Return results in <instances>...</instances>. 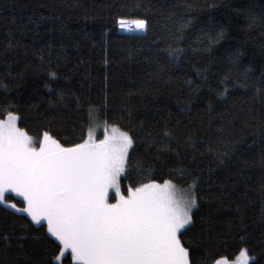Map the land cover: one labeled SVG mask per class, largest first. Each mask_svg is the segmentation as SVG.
<instances>
[{"label":"trees","instance_id":"1","mask_svg":"<svg viewBox=\"0 0 264 264\" xmlns=\"http://www.w3.org/2000/svg\"><path fill=\"white\" fill-rule=\"evenodd\" d=\"M4 109L65 146L93 125L127 131L125 194L198 178L180 236L190 264L243 248L264 264V0H0ZM58 247L46 223L0 203V264H75Z\"/></svg>","mask_w":264,"mask_h":264},{"label":"snow or ice","instance_id":"2","mask_svg":"<svg viewBox=\"0 0 264 264\" xmlns=\"http://www.w3.org/2000/svg\"><path fill=\"white\" fill-rule=\"evenodd\" d=\"M134 23L146 26L144 20ZM4 111L0 203L27 213L37 225L46 223L59 242L57 261L70 252L78 264H190L180 236L193 222L198 178L188 188H178L172 179L151 180L128 187L125 195L120 178L134 144L128 132L97 142L89 128L87 138L82 134L81 142L65 146L47 131L35 140L18 127L17 111ZM95 111L90 105L89 114ZM10 192L23 197L25 206L7 200Z\"/></svg>","mask_w":264,"mask_h":264},{"label":"rangeland","instance_id":"3","mask_svg":"<svg viewBox=\"0 0 264 264\" xmlns=\"http://www.w3.org/2000/svg\"><path fill=\"white\" fill-rule=\"evenodd\" d=\"M124 20H121L120 21V29L121 30H123V29H125L124 27V23H122L121 24V22H123ZM134 21H137V20H134ZM134 21H132V22H134ZM135 24V23H134ZM145 30H146V26H145V28L144 29H140V28H138L137 26H136V24H135V27H133V28H131L130 30H128V31H137V32H145ZM7 117H4V118H1L0 117V119H6ZM18 127H19V125H18ZM91 129H92V136H93V139L95 140V141H97V142H99L100 140H104L105 139V137L107 136V137H116V138H119V136L121 135V133L122 132H127V131H125V130H123V129H121L120 127H118V126H116V125H103V127L102 126H100V125H98V126H95V125H93V126H91L90 127ZM100 129H103L104 130V133L102 134V137H99V130ZM28 134V133H27ZM29 135V134H28ZM29 136H31V135H29ZM130 150V149H129ZM123 174V173H122ZM122 174H121V176H122ZM121 179V178H120ZM164 182V181H163ZM163 182H157V183H159V184H163ZM178 188H181L180 186H178L176 183H174ZM173 192L175 191V190H172ZM9 194V193H8ZM10 194H13L15 197H17V198H21V199H23V197H21V196H19V195H17L16 193H14V192H10ZM128 194V193H127ZM127 194H125V195H127ZM6 196H7V194H6ZM110 197H111V192H110ZM6 199H7V197H5ZM7 200H9L11 203H14V204H16L17 205V207H24L25 206V204H24V201H23V203H18L15 199H7ZM110 202H115L113 199H110ZM7 206V205H6ZM9 207V206H8ZM11 208V207H10ZM13 209V208H12ZM14 210H16V209H14ZM27 214V213H26ZM223 258V259H222ZM222 258H219L217 261H220V264H250V255H249V253H248V255L247 256H243V255H241V252L234 258V259H229V258H226V257H222ZM73 261H74V263L75 264H78V262L77 261H75L74 259H73ZM216 261V262H217ZM216 262L214 263V264H216Z\"/></svg>","mask_w":264,"mask_h":264}]
</instances>
